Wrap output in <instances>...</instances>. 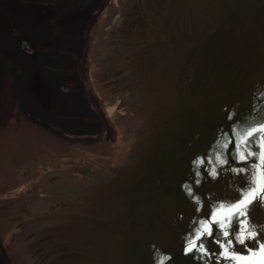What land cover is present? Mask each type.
<instances>
[{
    "label": "water",
    "instance_id": "1",
    "mask_svg": "<svg viewBox=\"0 0 264 264\" xmlns=\"http://www.w3.org/2000/svg\"><path fill=\"white\" fill-rule=\"evenodd\" d=\"M91 40L114 145L0 132L20 264H264V0H112Z\"/></svg>",
    "mask_w": 264,
    "mask_h": 264
},
{
    "label": "rangeland",
    "instance_id": "2",
    "mask_svg": "<svg viewBox=\"0 0 264 264\" xmlns=\"http://www.w3.org/2000/svg\"><path fill=\"white\" fill-rule=\"evenodd\" d=\"M110 4L112 0H0V132L12 121L20 124L19 130L22 125V131L48 127L64 140L88 147L114 145L111 128L86 87L91 38ZM24 39L31 51L24 50ZM8 150L0 149V189L13 184L15 165L6 158ZM2 200L4 194L3 216L11 209L4 213ZM3 226L7 223H0V264H20L18 242L1 237L4 230H13Z\"/></svg>",
    "mask_w": 264,
    "mask_h": 264
},
{
    "label": "snow or ice",
    "instance_id": "3",
    "mask_svg": "<svg viewBox=\"0 0 264 264\" xmlns=\"http://www.w3.org/2000/svg\"><path fill=\"white\" fill-rule=\"evenodd\" d=\"M262 95H264V94H262ZM262 122H264V121H262ZM257 155H259V154L257 153ZM240 159L241 160L245 159L243 153H241ZM198 163H203V161L202 160L201 161H198ZM221 163H223V161H221ZM212 175L214 176L215 175V172H213ZM197 183H199V181H197ZM185 187L188 190L189 194L191 195L192 194L191 188L189 186H187V185ZM258 191H259V189H258ZM194 199H197L198 200L199 198L198 197H194ZM262 200H264V198L258 199L257 202H261ZM239 207L240 206L238 205L237 211L239 210ZM244 214H245L244 212H240V215H244ZM253 228L255 229V226H253ZM205 233H207L209 236L212 235V231L208 228V226H207L206 223H205L204 231L203 232H200L198 235H195L192 238V240L189 243V245L185 248V251L186 252H192L193 249H196L199 252H205L206 249L204 247L203 241H201L200 244H199V246H197V241L198 240H201V237H203ZM257 234H258L257 232L253 231V232H249L248 235H249V238L250 239H254L257 236ZM223 235H228V233H224ZM216 242L217 243H220V241H216ZM238 242L241 243V244H243L244 243V239L241 237L238 240ZM256 242L259 244V241H256ZM227 243L231 244L232 243L231 239L228 240ZM221 254L222 255H227L228 254V249H226V248L223 249V251H222ZM201 258H203V257H201ZM167 259H169V258L168 257H161L160 258V261H159V264H163L164 260H167Z\"/></svg>",
    "mask_w": 264,
    "mask_h": 264
},
{
    "label": "bare ground",
    "instance_id": "4",
    "mask_svg": "<svg viewBox=\"0 0 264 264\" xmlns=\"http://www.w3.org/2000/svg\"><path fill=\"white\" fill-rule=\"evenodd\" d=\"M125 137H126V134H125ZM125 137L122 140H120L121 141L120 144L122 145V148L123 147L125 148L127 146V142L125 140Z\"/></svg>",
    "mask_w": 264,
    "mask_h": 264
}]
</instances>
